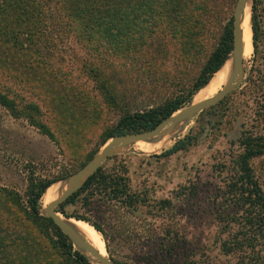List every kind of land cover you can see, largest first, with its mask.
Listing matches in <instances>:
<instances>
[{
	"label": "rangeland",
	"instance_id": "rangeland-1",
	"mask_svg": "<svg viewBox=\"0 0 264 264\" xmlns=\"http://www.w3.org/2000/svg\"><path fill=\"white\" fill-rule=\"evenodd\" d=\"M158 6L144 16L143 27L134 28L123 41L96 47L112 62L120 81L118 92L132 111L159 107L191 91L233 20L236 4L232 11L223 7L214 17L200 8L186 9L173 27L162 26ZM250 16L252 28V10ZM252 43L253 38L232 92L197 114L183 134L163 149L125 150L104 163L106 171H128L131 194L138 203L128 207L97 193L82 195L65 208L68 219L82 221L73 218L80 216L101 228L104 235L82 221L98 231L107 256L116 264H236L237 258L224 255L220 248L226 237L221 213L226 210L225 182L233 156L240 151L238 140L244 132L264 135V106L248 99L246 92ZM147 50L156 52L155 63L146 59ZM57 52L63 59L60 67L72 72L66 82L37 67L30 51L0 41V92L14 101L20 114L0 105V264H77L55 247L54 230L31 215L30 189L42 180L62 183L82 169L110 140L107 137L120 119L98 80L82 72L84 49L71 40ZM208 86L184 108L213 96ZM187 137L193 145L186 151L155 156ZM251 163L264 191V155ZM41 207V216L49 219L43 215L42 200Z\"/></svg>",
	"mask_w": 264,
	"mask_h": 264
},
{
	"label": "trees",
	"instance_id": "trees-1",
	"mask_svg": "<svg viewBox=\"0 0 264 264\" xmlns=\"http://www.w3.org/2000/svg\"><path fill=\"white\" fill-rule=\"evenodd\" d=\"M0 0V41L20 51H30L37 67L63 79L72 72L63 70L58 49L76 41L85 51L81 70L98 80L107 103L119 112V121L107 140L128 133H139L154 129L187 104L203 88L208 86L230 57L233 48L232 22L224 28L218 46L210 55L191 91L182 97L167 100L159 107L132 111L126 108L124 95L118 92V75L109 58L96 50L98 44L115 46V43L129 37L136 27H143L144 16L155 13L160 5L159 15L163 27H173L174 19L186 9L200 8L212 17L226 8L232 11L237 0ZM192 6V7H191ZM159 8V6H158ZM141 29V28H140ZM253 58L248 73L246 92L248 99L264 106V0H253L252 5ZM145 30V29H144ZM115 41V42H114ZM100 45V46H102ZM107 52V49L105 48ZM165 51L164 48L160 49ZM156 52L147 50L146 59L155 63ZM100 57V58H99ZM140 63L134 67L137 69ZM80 70V71H81ZM119 72V71H118ZM123 98V99H122ZM0 105L14 115H20L13 100L0 92ZM41 131L53 138L43 125ZM240 151L234 154V166L225 182L223 194L225 211L221 213L222 233L220 241L224 255L235 256L236 264H264V191L252 167V160L264 155V135L244 132L238 140ZM193 143L190 138L176 142L172 148L156 157H170L186 151ZM42 180L32 186L29 193V208L35 221L49 226L56 234L54 245L63 255L73 257L77 264H90L81 253L74 251L70 240L60 231L52 219L41 216V200L46 190L55 182ZM100 193L109 200H116L128 207L138 203L131 194L128 171H106L102 167L84 187L60 205L58 212L68 216L65 208L76 204L82 196L92 197ZM196 189L191 190V195ZM92 224L102 235L101 228L90 220L73 216ZM34 225L38 227L36 222ZM175 244L177 241L170 239Z\"/></svg>",
	"mask_w": 264,
	"mask_h": 264
},
{
	"label": "water",
	"instance_id": "water-1",
	"mask_svg": "<svg viewBox=\"0 0 264 264\" xmlns=\"http://www.w3.org/2000/svg\"><path fill=\"white\" fill-rule=\"evenodd\" d=\"M248 4L251 5L252 10L253 0H238L235 6L233 16V48L230 54V57H232L233 59L234 70L231 76L229 77L226 85L220 92L210 100L201 101L196 104L193 103L190 106L179 110L178 112L180 113L173 114L171 117L161 122L154 129L139 133L117 135L111 138L88 164H86L82 169L78 170L77 172L63 180V182L66 183L64 193L57 197V199H55L53 202H51L46 209H43V215L49 219H52L55 225L60 229V231L70 240L72 245L76 247L78 251L87 259L88 257L86 253L94 256L101 264H116L109 256H103L89 242L79 237L72 230V228L61 217H59L58 209L60 205L65 203L70 197L80 191L88 182V180L102 168L104 163L111 156L117 154L118 152L130 150L127 149L128 143L147 142L162 134V132L170 125L181 122L183 120H188L191 123L192 119L197 114L216 106L232 92L239 78L244 72L245 58L241 32V20L243 12L245 11Z\"/></svg>",
	"mask_w": 264,
	"mask_h": 264
},
{
	"label": "bare ground",
	"instance_id": "bare-ground-1",
	"mask_svg": "<svg viewBox=\"0 0 264 264\" xmlns=\"http://www.w3.org/2000/svg\"><path fill=\"white\" fill-rule=\"evenodd\" d=\"M251 5L248 4L245 11L243 12L242 20H241V32L244 46V56L250 53L251 50V39L253 38V29L251 28ZM253 44V43H252ZM229 60L225 62L224 67L215 75V77L211 80L207 92L212 94L213 96L205 99L210 100L214 98L219 92L220 89L225 85L231 76L234 70V64L232 57L228 58ZM207 87V86H206ZM205 87V88H206ZM223 89V88H222ZM221 89V90H222ZM204 99H200L199 101H194L193 103H199L201 101H205ZM190 126V122L188 120H183L178 123H174L166 128L162 134L159 136L147 141V142H130L128 143L127 149L134 150L138 153H150L153 148H162L172 142L180 133H184L187 128ZM156 151V150H155ZM158 151V150H157ZM66 183H54L52 184L45 192L42 202L46 209L47 206L53 202L57 197L62 195L65 190ZM59 217H61L71 228L72 230L82 239L89 242L92 246H94L103 256H107V249L104 240L99 235L98 231L94 229L91 225L82 221H75L72 219L66 218L64 215L59 213ZM91 264H101L94 256L86 253Z\"/></svg>",
	"mask_w": 264,
	"mask_h": 264
}]
</instances>
